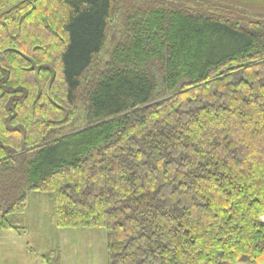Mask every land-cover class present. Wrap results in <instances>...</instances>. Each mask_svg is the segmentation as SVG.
<instances>
[{
  "label": "trees",
  "instance_id": "obj_1",
  "mask_svg": "<svg viewBox=\"0 0 264 264\" xmlns=\"http://www.w3.org/2000/svg\"><path fill=\"white\" fill-rule=\"evenodd\" d=\"M244 10L0 0V230L40 192L60 229L105 230L107 264H264V18Z\"/></svg>",
  "mask_w": 264,
  "mask_h": 264
},
{
  "label": "rangeland",
  "instance_id": "obj_2",
  "mask_svg": "<svg viewBox=\"0 0 264 264\" xmlns=\"http://www.w3.org/2000/svg\"><path fill=\"white\" fill-rule=\"evenodd\" d=\"M209 1L241 7L257 18H264V0ZM122 37L123 19L116 15L110 26L105 49L100 55L101 67L105 65L112 46ZM79 116L84 117L83 108ZM78 124L80 120L75 126ZM19 222L25 232L0 230V264H46L44 256L52 251L60 253L63 264H107L105 230L60 229L49 198L44 193H28L26 210L19 216Z\"/></svg>",
  "mask_w": 264,
  "mask_h": 264
},
{
  "label": "bare ground",
  "instance_id": "obj_3",
  "mask_svg": "<svg viewBox=\"0 0 264 264\" xmlns=\"http://www.w3.org/2000/svg\"><path fill=\"white\" fill-rule=\"evenodd\" d=\"M264 219V218H263Z\"/></svg>",
  "mask_w": 264,
  "mask_h": 264
}]
</instances>
